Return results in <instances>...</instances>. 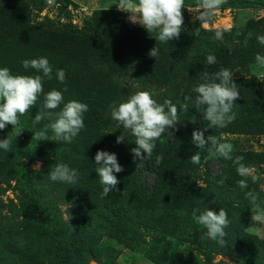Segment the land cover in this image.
Here are the masks:
<instances>
[{
  "label": "trees",
  "instance_id": "1",
  "mask_svg": "<svg viewBox=\"0 0 264 264\" xmlns=\"http://www.w3.org/2000/svg\"><path fill=\"white\" fill-rule=\"evenodd\" d=\"M47 3V0H0V67H8L14 75H42L34 69H24L22 61L46 57L53 68L52 79L43 78L44 93L36 106L29 114L20 117L17 129L21 133L16 140H10V151L0 149V177L11 174L16 179L26 223L44 247L43 252L39 247L24 253L15 248L22 255L24 264H46V261L48 264H77L75 256L80 250L81 238L70 232L60 208L44 196L37 183V173L29 168V163L52 157L43 167L45 181L78 203L87 206L95 202L112 203L121 200V193L125 192L130 204L144 209L151 207L166 192L167 208L177 213L184 212L191 218L194 209L201 211L200 190L195 182L203 156H208L207 148L199 150L192 143V132L206 129L205 138L213 135L219 140L221 130L208 128V122L195 110L194 103L185 102L184 97L191 96L194 101L196 93L193 88L201 81L204 71L212 73L227 68L232 72L235 65L249 63L250 57L264 55V47L250 28L232 29L225 34L223 41H207L205 33L200 32L195 24H191L194 28L191 27L189 33L164 44L146 30L116 21L109 14L102 16L107 22L102 36L79 34L70 29L56 30L33 22L34 12ZM226 3L227 7L234 4L264 6V1L230 0ZM182 12L184 21L188 23L185 8ZM249 31L253 36L245 47L243 40ZM237 32L242 35L237 36ZM155 46L159 49L158 58L149 57V51ZM209 54L216 57L215 64L207 63ZM58 69L66 73L63 83L56 78ZM135 70L142 72L144 84L175 90L171 101L178 108L180 120L156 141L152 157L138 167L133 163L131 153L135 147L134 136L111 117V106L120 103L123 92L118 78ZM233 81L240 91L234 108L239 110L241 120L255 115L259 117L258 122L264 124V97L258 94L255 81L246 82L252 88L249 95L244 92L242 80ZM53 89L63 92L65 102L78 100L88 105L89 110L84 114L85 127L71 143L51 141V130L48 131L49 140H33L34 132L50 123L45 119L34 124L33 119L43 108L44 94ZM112 128L124 130V142L116 143ZM0 139H3L1 135ZM98 150L116 153L124 168L116 174L120 181L118 190L110 191L107 197L101 194L102 185L96 173L98 165L94 163ZM197 151L201 152L199 165L189 161ZM240 155L236 150L233 153V156ZM157 156L163 157L158 165ZM208 159L210 162L221 161L220 157L208 156ZM61 162L78 171L75 184L53 182L49 178L50 167ZM148 174L153 176L151 183L147 180ZM201 228L200 225L185 227L181 232L190 241L201 245ZM6 249L11 252L14 246L8 244ZM249 264L258 263L250 259Z\"/></svg>",
  "mask_w": 264,
  "mask_h": 264
},
{
  "label": "rangeland",
  "instance_id": "2",
  "mask_svg": "<svg viewBox=\"0 0 264 264\" xmlns=\"http://www.w3.org/2000/svg\"><path fill=\"white\" fill-rule=\"evenodd\" d=\"M224 0L222 6L215 11L213 20L201 26L197 19L200 9L197 0H185L188 23L184 21L180 34L189 33L191 24H195L200 32L205 33L207 41L217 40L215 32L223 31L224 36L232 29L250 28L257 35H264V6L236 5L227 7ZM262 2L264 0H248ZM56 2H59L56 3ZM118 1L109 0H54L34 12L33 22L56 30L70 29L79 34L102 36L107 22L104 14L111 15L114 20L122 21L130 27L145 30L139 24L129 20V14L118 10ZM264 47V45H263ZM249 63L233 67V79L242 80L244 92H252L250 83L258 88V94L264 97V69L254 68L255 57ZM142 72L121 76L123 92L121 101L137 91H149L154 98L163 103L172 100L175 90H164L144 84ZM249 98L245 100L248 101ZM237 106V105H235ZM236 119L219 134L220 142L234 145V149L244 157L243 163L250 167L252 174L259 176L253 183L251 176L240 177L236 165L231 160L221 158L220 162H210L206 154L199 168L196 187L200 190L201 211L206 208L219 212L224 208L230 220L225 229L226 244L220 246L215 241L205 239L206 230L201 228V245L187 239L182 228L194 227L193 217L184 212H173L167 208V193L152 203L149 208H136L121 193V200L105 203L95 202L90 205L78 203L67 197L50 184L42 174L44 164L52 157H44L29 163V168L37 173V183L44 196L56 204L62 213L64 222L72 234L81 238L80 250L75 256L77 264H249L255 259L264 264V224L252 221V205L245 197V192L254 190L264 200V124L259 117L250 115L241 120L239 110L233 108ZM260 124V125H259ZM116 139L124 130L112 128ZM209 133V131H208ZM3 139L16 140L19 136L17 127L7 125L0 130ZM235 158V156H233ZM38 165V167H37ZM224 181L221 185L220 180ZM240 179H246L247 189L238 185ZM147 180L152 182L153 176L148 174ZM192 219V220H191ZM255 225L256 230H249ZM11 244L13 251L6 249ZM43 252V244L36 239L32 229L26 223V215L22 208L17 181L13 175L0 177V264H24L22 255L28 250ZM19 248L23 251L15 250ZM46 264L48 262L46 261Z\"/></svg>",
  "mask_w": 264,
  "mask_h": 264
},
{
  "label": "clouds",
  "instance_id": "3",
  "mask_svg": "<svg viewBox=\"0 0 264 264\" xmlns=\"http://www.w3.org/2000/svg\"><path fill=\"white\" fill-rule=\"evenodd\" d=\"M49 5L54 0H47ZM224 0H197L196 7L200 9L197 19L201 26L213 20ZM118 10L128 13L129 20L134 24L142 26L151 36H154L160 43L167 44L169 41L179 39L184 25L182 9L185 8V0H118L116 3ZM197 34H199L197 32ZM215 38L223 41L224 32L217 30ZM237 36L242 33L237 32ZM253 33L249 31L243 40L245 47ZM257 41L264 45V35H257ZM149 57L158 58L159 49L155 46L149 53ZM209 65L217 62L213 54L206 57ZM24 69H34L36 73L42 75H21L12 74L8 67H0V130H4L7 125L16 128L20 124V117L29 114L30 110L36 106L38 98L44 93L43 78L52 79L53 68L46 57L35 59H25L22 61ZM254 68L264 69V55L255 56ZM66 73L63 69L56 71V78L63 83ZM67 91V88L64 89ZM196 93L195 99L185 96V102H193L195 110L200 112L203 119L208 122V128H225L236 119L233 111L236 101L240 98L238 85L233 81V73L227 68H220L216 72L204 71L201 81L193 88ZM61 105L63 107L61 108ZM60 108L59 111H55ZM89 110L86 103L78 100L65 102L62 91L50 90L44 94L43 108L38 111L33 119L34 124L48 119L42 130L34 132L33 140L44 141L48 139V131L51 130L53 136L51 141H63L71 143L72 140L85 127L84 114ZM111 117L117 121L124 129H127L134 136L135 147L131 149L133 163L143 166L145 161L152 157L156 147V141L169 128L175 127L179 120V111L170 99L163 103L158 102L149 91H137L128 96L127 100L111 106ZM206 130V129H205ZM205 130H194L192 132V143L199 149L207 148V155L210 157H220L231 160L236 165V172L240 177H249L253 183L259 180V176L253 175L249 166L243 163V156H235L234 145L228 142H220L217 137L209 135L205 138ZM21 133V132H20ZM19 133V134H20ZM125 138L120 135L116 138V143L124 142ZM0 149L10 151L11 141L0 139ZM162 156L156 157V164H160ZM192 164L201 163V152H195L190 160ZM94 163L98 165L96 173L102 185V196L107 197L112 190H118L120 183L117 173L124 171L118 162L116 153L98 150L94 157ZM38 167V165H37ZM53 182L75 184L78 179V171L71 168L66 163L53 164L48 173ZM222 185L223 179L219 181ZM238 185L241 189H247L246 179H240ZM246 199L252 205V221L264 224V200L254 190L245 192ZM194 222L206 230L205 239L215 241L220 246H225L227 233L225 231L230 224L228 213L224 208L219 212L209 208L200 211L194 209L192 213ZM249 230H256L253 225Z\"/></svg>",
  "mask_w": 264,
  "mask_h": 264
}]
</instances>
